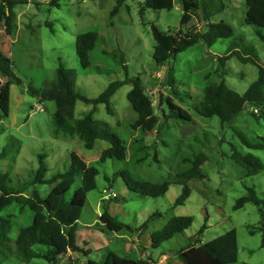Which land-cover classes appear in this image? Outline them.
I'll return each mask as SVG.
<instances>
[{
	"label": "rangeland",
	"instance_id": "rangeland-1",
	"mask_svg": "<svg viewBox=\"0 0 264 264\" xmlns=\"http://www.w3.org/2000/svg\"><path fill=\"white\" fill-rule=\"evenodd\" d=\"M202 0H196V4ZM118 0H29L18 5L14 16L0 13V56L8 58L22 84H12L0 75V153L7 148V156L0 162L2 172L9 174L11 187L28 185L27 194L37 191L46 198L53 185L31 183L38 169V156L46 155L49 167L47 179L70 165L72 153L82 156L99 170L97 187L87 196L78 222V246L84 253H68L60 264H86L89 259L102 261L108 251L134 260L153 258L158 264H182L178 251L191 244H207L236 230L238 250L233 253L236 264H264V224L258 208L247 203L234 210L236 201L254 187L264 198V171L247 176L244 169L232 159L233 151L253 154L264 163V150L248 149L237 133H244L253 142H263L264 120L254 106L245 109L231 122L222 123L234 104L258 79L259 66L264 67V29L247 24L246 0H207L210 23L224 22L234 30V37L220 39L209 46L200 42L179 53L168 66H158L153 59L155 40L152 26L161 31L188 32L197 27L206 28L208 22L192 18L183 24L181 0H174L172 10L145 9L144 0H126L113 14ZM224 4V7H222ZM199 16L200 10L198 11ZM96 32L99 41L90 53L91 66L83 69L77 55V37ZM233 45V47H232ZM238 53L229 58L224 76L219 77V57L229 50ZM62 64L77 72L76 91L88 99L97 98L115 81L139 77L153 100L158 125L151 134L135 130L131 124L138 118L127 96L132 89L121 87L111 99L112 115L106 106H95L94 119L106 121L128 143L126 160L100 161L102 152L110 147L98 140L93 149L85 148L77 136L57 139L53 136L54 114L57 107L52 101L42 100V94L56 80V70ZM125 64L127 69L123 66ZM176 81V92L166 84L167 75ZM224 79L231 95L204 117L195 111V104L209 84ZM168 98L189 112L193 120L185 123L171 117ZM94 108L80 100L61 110L64 120L81 119ZM257 115V116H256ZM259 119V120H258ZM204 154L201 167L203 180L187 181L179 175L192 168L196 156ZM128 171L136 180L169 184L168 192L159 198L139 197L129 190L122 176ZM185 185L190 197L183 206H175ZM81 186L77 178L69 191V199ZM115 197L119 201L115 202ZM116 216L129 228L111 232L100 216L105 210ZM160 213L159 216H153ZM13 214V231L28 226L32 212L28 207L14 204L3 215ZM191 216L192 226L183 234L153 248L151 236L161 231L174 217ZM204 225L203 233L199 231ZM254 232V234L251 233ZM0 264H24L15 256ZM31 264H48L36 259Z\"/></svg>",
	"mask_w": 264,
	"mask_h": 264
},
{
	"label": "trees",
	"instance_id": "trees-1",
	"mask_svg": "<svg viewBox=\"0 0 264 264\" xmlns=\"http://www.w3.org/2000/svg\"><path fill=\"white\" fill-rule=\"evenodd\" d=\"M56 1L58 0H54L55 4ZM125 1L118 0L113 14L119 11L120 6ZM28 3L29 0H0V13L8 12L14 16L16 6ZM181 4L184 12L183 24H188L196 16L202 18L201 22L208 23L203 30L193 27L188 32H164L153 25L152 35L156 43L153 59L160 67L168 66L179 53L200 42L212 46L220 39L234 37V30L230 25L224 22H209L210 8L207 0H202L198 4H196V0H181ZM173 7L174 0H144L141 11L143 12L145 9L172 10ZM246 8L245 22L264 29V0H246ZM199 10L201 17L198 14ZM98 41L99 35L96 32H86L77 37V55L83 69H88L91 66L90 53L95 49ZM232 47L229 48L225 56L218 59L220 66L217 74L219 73L221 78L224 76L223 70L226 61L238 53L237 50L230 51ZM123 66L126 71L127 66L125 64ZM171 72L170 68L166 84L175 93L177 83ZM0 75L11 81L12 84H22L21 79L14 72L12 62L3 56H0ZM76 78L77 72L75 70L60 64L56 70V80L42 94V100L54 102L58 110L54 114L53 136L57 139H69L77 135L88 150L93 149L98 140L106 141L110 147L102 152L100 161L104 162L108 159L126 160L128 143L115 132V129L108 122L94 119L95 106L104 104L108 115H112V97L121 87L131 84L132 89L127 98L138 114V118L131 126L135 130L141 129L144 133L151 134L158 125V117L154 113L152 97L146 92L140 78L137 77L112 82L97 98L88 99L76 91ZM230 95L224 79L220 83L209 84L197 100L194 109L198 114L210 117L212 112L217 110ZM77 100L93 105V110L81 119L72 120V122L64 120L61 110ZM247 104L254 106L257 113L260 111L258 118L264 120V67L259 66L258 79L231 105L226 116L222 117V123L233 121ZM168 105L172 113L171 117L185 123L192 122V115L175 104L171 98H168ZM1 121L2 115H0V123ZM237 135L241 143L248 149L264 150V138H259L263 142H253L244 133L238 132ZM7 153V148L0 153V162L6 158ZM231 157L238 166L244 169L247 176H256L264 171V163L253 154H241L234 150ZM70 161V165L64 171H58L50 179H47L49 167L46 162V155L38 156V169L33 172L31 183L33 185H53L46 198H42L36 190L27 194L28 185L11 187L12 180L9 174L0 169V262L10 256H15L24 264H31L36 259L45 260L48 264H60L61 258L70 252H81L88 255L78 246V222L82 216L88 194L97 187L96 178L99 175V170L94 165L88 164L82 156L75 152L71 154ZM205 161L206 156L204 154L196 156L195 160L192 161V168L179 177L187 181L192 179L203 180L205 176L201 172V167ZM118 176H122L129 190L139 197L159 198L169 190L167 183L136 180L128 171L116 173L115 177ZM77 178L81 180V186L68 199L67 195L75 185ZM190 194L189 186L185 185L175 206H183ZM117 201L119 199L115 197V202ZM247 203L254 204L264 218V198L258 195L254 187H248L247 194L236 201L233 209H242ZM14 204L22 206V209L28 207L33 216L28 226L20 225L17 236L12 239L10 234L13 231V219L16 216L13 214L3 215V212ZM159 215L160 213H157L153 216ZM100 220L111 232L119 233L125 228L130 229L116 216H112L107 209L100 216ZM193 222L194 219L191 216L174 217L161 231L152 234L153 248L158 249L177 235L185 233ZM206 228L207 225H204L199 234L203 233ZM259 230L263 235L261 246L264 248V224ZM251 233L254 234L252 231ZM237 250V232L232 230L207 244L194 243L183 247L177 254L182 264H236L232 255ZM70 264L74 263L71 262ZM86 264L158 263L153 258L134 260L108 251L102 261L89 259Z\"/></svg>",
	"mask_w": 264,
	"mask_h": 264
}]
</instances>
